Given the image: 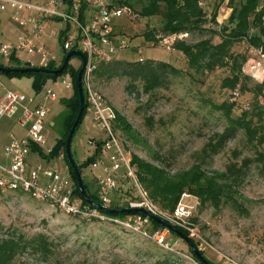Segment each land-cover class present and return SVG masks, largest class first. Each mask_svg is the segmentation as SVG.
Returning <instances> with one entry per match:
<instances>
[{
    "label": "rangeland",
    "instance_id": "rangeland-1",
    "mask_svg": "<svg viewBox=\"0 0 264 264\" xmlns=\"http://www.w3.org/2000/svg\"><path fill=\"white\" fill-rule=\"evenodd\" d=\"M115 1L117 0H107L109 4ZM219 2L220 0H205L201 4L208 23L205 27L217 32L230 15L227 0H224L217 10L215 24L212 23L211 18ZM129 4L138 13L147 4V0H141L140 3L132 0ZM262 4L264 5V0ZM133 14V19L122 15L113 20L114 36L125 40L127 47L108 63L96 62V67H104V75L99 77L92 74L90 77L92 87L103 95L107 104L124 118L134 132L125 133L117 127L114 129L125 152L163 167L170 174L188 170L196 163H200L206 172H214L224 171L232 163L239 167L246 158L253 160L254 150L246 144L241 133L228 141L218 154L201 156L202 149L213 134L221 133L227 124L224 115L215 110L213 105H220L231 98L230 90L221 88L222 80L230 76L228 68L216 69L205 75L195 73L188 68L183 55L173 48L168 50L163 45V38L156 45L145 41L144 34L158 28L160 18L143 19L136 13ZM86 17L88 18V12ZM50 28H53L55 35L50 39L43 38L42 45L53 54L56 64L59 65L63 56L59 34L66 26L53 20ZM19 31L7 14L0 13L1 43H14ZM182 35L185 36L176 41L195 43L208 36L212 37L214 43L220 41L219 36L207 33L202 36ZM248 49L246 42H241L232 51L234 54L246 55L247 60L252 58L256 61L257 58ZM18 58L21 61L28 59L23 54ZM247 60L242 65L247 74L242 72L241 76L245 89L235 101H231L235 104L232 110L234 118L255 104L258 98L257 85L261 84L264 92V81L261 82L260 74H257V80L248 75L249 69L245 66ZM146 61L167 63L178 73L169 74L164 87L145 93L139 82L132 83L128 77L112 74L113 71L108 72L115 67V62L125 64ZM69 64L77 70L81 61L72 57ZM0 65L7 67L14 64H8L0 58ZM19 65L22 66L21 63ZM243 76L248 77V80ZM63 81L70 83L71 87L64 85ZM0 85L2 90L17 91L31 98H40L49 89L55 93L56 100L47 104L50 112L43 124L45 144L41 146V150L48 158L33 152L29 161L55 168L59 174L65 176L67 166L63 153L59 152L50 158V150L54 148L59 137V127L49 124H57L58 117L64 111L62 102L73 95L70 75L64 73L56 79H47L39 92L34 89L33 78L29 75L0 73ZM11 134L22 135L14 119L0 120L2 164L5 163L4 149ZM133 134L136 136L133 137ZM102 138V134L93 127L91 114L86 111L71 141V154L76 165H81L92 157L95 143L101 142ZM259 168L256 163H252L244 183L239 188L243 198L239 201L243 204L242 210L230 205L219 208L210 205L201 207L198 199L193 196L195 199L188 200L192 205L198 203L190 220L197 235L193 241L197 244V249L213 264H264V173ZM99 174L100 171L91 166L81 169V178L92 191H98L96 177ZM111 197L116 204L124 205L129 194L121 190L114 192ZM154 207L163 218L170 216L157 206ZM127 220L124 219L123 225L110 221L84 220L68 216L50 204L33 200L25 194L0 191V235L16 232L32 238L42 234L54 247V256L50 259L44 260L27 254L18 258L15 264H158L166 254H171L167 257L169 264H197L181 239L167 234L165 243L168 247H161L139 234L131 224L126 225Z\"/></svg>",
    "mask_w": 264,
    "mask_h": 264
},
{
    "label": "trees",
    "instance_id": "trees-1",
    "mask_svg": "<svg viewBox=\"0 0 264 264\" xmlns=\"http://www.w3.org/2000/svg\"><path fill=\"white\" fill-rule=\"evenodd\" d=\"M130 1L132 0H117L110 5L112 7H128L133 13H136L137 16L143 19L160 18L158 28L144 34L145 41L151 42L154 45L158 44L160 39L170 35L187 34L189 36L199 34L202 36L207 33L210 35L212 34L213 36H219L220 41L218 43H214L212 37L208 36V38H202L195 43H188L185 40L175 41L172 48L183 55L186 59L188 68L197 74L205 75L212 73L216 69L228 68L230 76L222 80L221 88L229 89L231 93L235 89H238L239 95L244 91L245 88L242 86L241 76L242 65L247 60V57L246 55L234 54L232 48L241 42H246L248 47L261 49L264 53V5L262 4V0H227V7L230 9V15L219 32L205 27L208 23L206 14L201 7V4L205 0H147V4L142 6L138 13L130 8ZM138 1L139 3L141 2V0ZM223 1L224 0H220L215 6L211 18L213 24H215L217 10ZM86 10V4H82L80 9V21L82 23L85 21ZM65 29H67V27ZM63 32L64 31L59 35L60 42ZM72 50L77 49L75 47ZM70 51H63V56L59 65L51 62L46 68L41 69H58L62 64L63 58ZM9 64L14 65L7 67L0 65V67L16 69L30 67L27 64H23L22 66L19 65L20 63L18 60L14 58H12ZM102 68L104 67H96L95 70L92 71L91 76L92 74L99 77L104 75L102 73ZM79 69L76 70L72 68L68 62L66 68L58 75L37 72L23 74L16 72L7 73L6 75L31 76L33 78V87L36 92L40 91L47 79H56L57 76L64 73L70 75L73 95L71 98L62 102L64 111L58 117L57 124L55 122V125H58L59 127V137L54 148L51 150L50 158L55 157L59 152L63 153V158L74 187L73 196L79 199L82 204H87L78 190L74 172L68 165L65 156L66 138L79 110L78 92L76 87V78ZM110 71H113L112 74L128 77L132 83L139 82L145 93H148L155 88L164 87L167 85L168 75L178 73L175 68L167 63H154L152 61L125 64L115 62V67L108 70L109 73H111ZM243 78L248 80V77L246 76H243ZM262 93V85H257V101L250 109L248 108V110L242 111L241 114L235 118L232 117V110L234 109L235 104L229 102V100H226V102H223L220 105H213L215 110L220 111L224 115L227 124L221 133L213 134L211 139L202 149L201 156L208 157L209 155L212 156L218 154L225 148L228 141L234 139L237 134L241 133L246 144L254 150V159H244L239 167L235 163H232L229 164L224 171L206 172L200 163H196L188 170L170 174V172L163 167L154 165L129 154L131 165L136 171L138 180L155 206H157L162 212L171 215L181 195L188 194L197 198L201 207L210 205L214 208H219L220 206L230 205L231 207L242 210L243 204L239 203V201H242L243 198L239 193V188L246 179L249 166L252 163H256L258 167H260V171L264 173V106L260 105L258 101ZM84 100V111L78 126L82 122L88 108L85 93ZM148 121L150 122L151 119ZM78 126L76 127V130ZM115 127L125 133H134L124 118L118 114H116L114 129ZM134 136L136 135L133 134V137ZM100 145L101 142H96V149L93 151L92 157L85 163L77 165L80 174L82 168L91 166L97 158ZM31 151L37 152L40 157L48 158V156H45L42 153L41 149L31 147ZM82 183L89 200L99 204L98 191H92L89 189L88 184L83 179ZM127 207V202L124 205H118L114 200L109 206L111 209ZM107 216L124 220L131 215L118 214ZM192 221L194 222L195 220ZM150 226L152 230L163 228L151 219ZM174 228L180 231L185 237H188V232L185 230L177 227ZM169 234L180 240V238L174 233L169 231ZM189 240L197 248V244L194 243L192 239L189 238ZM188 250L190 251L192 259L197 264H202L194 257L189 247ZM53 251L54 247L52 246V243L42 234L36 235L32 238H26L16 232H8L5 235H0V264H15L18 258L27 254L47 260L54 256ZM201 254L203 255L202 252ZM168 256H171V254L164 255V259L160 260L158 264H169ZM204 258L206 259V257ZM210 263L213 264L212 262Z\"/></svg>",
    "mask_w": 264,
    "mask_h": 264
},
{
    "label": "built area",
    "instance_id": "built-area-1",
    "mask_svg": "<svg viewBox=\"0 0 264 264\" xmlns=\"http://www.w3.org/2000/svg\"><path fill=\"white\" fill-rule=\"evenodd\" d=\"M82 4H86L87 8L84 23L80 21ZM5 12L9 13L10 20L20 29L14 43L0 42V58L6 63L9 64L12 58L17 59L23 54L28 58L24 64L30 67L41 69L46 68L51 62L56 64L53 54L40 43L44 28L51 20L67 27L61 37L62 50L70 51L76 47L86 58L82 78L83 93L86 96L87 111L91 114L93 127L103 136L98 156L91 164V168L100 171L96 177L99 205L109 208L113 203L112 194L123 190L129 194L127 208H142L151 215L168 221L171 226L185 230L188 232V238L193 240L197 235L190 220L198 203L192 205L188 200L193 197L183 194L167 219L157 212L138 180L129 154L125 152L115 134V111L90 82L96 62L108 63L127 47L125 40L114 36L113 20L122 15L133 19V12L125 6L112 7L107 0H0V13ZM184 36L164 37L163 45L171 50L176 39ZM248 51L257 58L256 61L252 58L247 60L245 66L249 69L248 75L257 80V74H260V80L263 82L264 53L261 49L251 47ZM242 72L247 74L245 68H242ZM63 84L71 87L66 81H63ZM238 96V89H235L229 101H235ZM55 100L56 95L51 89L46 90L38 99L27 97L17 91L2 90L0 85V120L14 119L15 124L25 130L24 137L11 134L4 149L5 163H0V191L25 194L33 200L50 204L68 216L123 225L124 220L108 217L98 209L82 204L73 196L74 187L69 179L67 167L65 168L67 174L62 176L55 168H49L40 162L33 164L28 162V156L32 153L31 147L41 149L45 144L43 124L50 112L47 104ZM259 103L264 106V92ZM49 125L53 127L54 123L51 122ZM95 149L96 146L93 151ZM126 220V225L131 224V227L142 236L161 247H168L165 239L169 230L165 228L152 230L149 217L131 215Z\"/></svg>",
    "mask_w": 264,
    "mask_h": 264
},
{
    "label": "water",
    "instance_id": "water-1",
    "mask_svg": "<svg viewBox=\"0 0 264 264\" xmlns=\"http://www.w3.org/2000/svg\"><path fill=\"white\" fill-rule=\"evenodd\" d=\"M72 57H77L80 59L81 61V67L78 71L77 74V78H76V87H77V92H78V100H79V110H78V114L68 132L67 138H66V142H65V156L68 162V165L70 166V168L73 170L75 178H76V182H77V186H78V190L83 198V200L92 208L94 209H98L100 212L106 214V215H118V214H124V215H143V216H147L149 217L151 220L157 222L159 225H161L163 228L169 230L170 232L174 233L176 236H178L181 240H183L187 246L189 247V249L191 250L192 254L194 255V257L201 262L202 264H211L208 260H206L204 258V256L201 254V252L193 245V243L189 240L188 237H185L180 231H178L176 228H174L173 226H171L170 224H168L166 221L151 215L148 211L142 209V208H121V209H111V208H107V207H103L99 204H96L94 202H92L91 200H89V198L86 195L85 189L83 187V183H82V178H81V174L78 170V167L72 157L71 154V141L74 135V132L76 130V127L78 126L81 118H82V114L84 111V104H85V100H84V93H83V85H82V76L83 73L85 71L86 68V58L85 56L79 51V50H71L70 52H68L65 57L63 58L62 64L61 66L56 69V70H44V69H40V68H35V67H28V68H20V69H16V68H4V67H0V73H43V74H49V75H58L60 73H62V71L66 68L70 58Z\"/></svg>",
    "mask_w": 264,
    "mask_h": 264
},
{
    "label": "crops",
    "instance_id": "crops-1",
    "mask_svg": "<svg viewBox=\"0 0 264 264\" xmlns=\"http://www.w3.org/2000/svg\"><path fill=\"white\" fill-rule=\"evenodd\" d=\"M1 14H7L8 16H9V13L8 12H5V13H1ZM10 17V16H9ZM51 22H52V20L51 21H48L47 22V24H46V26H45V28H44V31H43V35H42V37H41V39H40V43L42 44V42H43V38H47V39H50L52 36H54L55 35V32H53L52 30H53V28H50V25H51ZM47 32V33H46ZM18 35V34H17ZM60 35V34H59ZM16 38H17V36H16ZM16 60H18V62L19 63H21L22 65L24 64V61H21V59L20 58H17ZM39 99V98H38ZM14 122H15V120H14ZM54 123V126L53 127H55V122H53ZM16 125V124H15ZM17 126V125H16ZM18 127V126H17ZM19 128V127H18ZM21 131H22V135H20V136H18V137H24V135H25V130L24 129H21V128H19ZM33 153V152H32ZM37 153V152H36ZM31 154V153H30ZM30 154H29V156H30ZM38 154V153H37ZM29 156H28V162L30 163V164H33V163H31L30 161H29Z\"/></svg>",
    "mask_w": 264,
    "mask_h": 264
}]
</instances>
